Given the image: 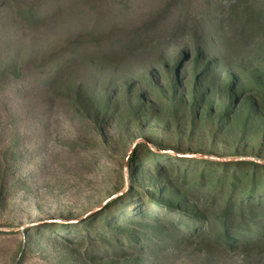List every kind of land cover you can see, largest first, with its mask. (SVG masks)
<instances>
[{
	"label": "rangeland",
	"instance_id": "obj_1",
	"mask_svg": "<svg viewBox=\"0 0 264 264\" xmlns=\"http://www.w3.org/2000/svg\"><path fill=\"white\" fill-rule=\"evenodd\" d=\"M0 264H264V0H0Z\"/></svg>",
	"mask_w": 264,
	"mask_h": 264
},
{
	"label": "trees",
	"instance_id": "obj_2",
	"mask_svg": "<svg viewBox=\"0 0 264 264\" xmlns=\"http://www.w3.org/2000/svg\"><path fill=\"white\" fill-rule=\"evenodd\" d=\"M261 167V166H260ZM235 203H234V199H231L229 205L225 208V210L223 211V214H222V219H223V224L228 228L229 226V220L228 218L230 217V213H232V208L234 207ZM245 207L242 206L241 207V210L239 211V213L237 214L238 216L240 217H243L245 216ZM241 226H244V225H241Z\"/></svg>",
	"mask_w": 264,
	"mask_h": 264
}]
</instances>
